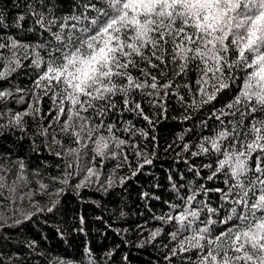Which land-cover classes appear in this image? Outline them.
Segmentation results:
<instances>
[{
  "label": "snow or ice",
  "instance_id": "1",
  "mask_svg": "<svg viewBox=\"0 0 264 264\" xmlns=\"http://www.w3.org/2000/svg\"><path fill=\"white\" fill-rule=\"evenodd\" d=\"M28 7L35 25L50 39L35 45L12 37L0 40V62L4 63L0 80L23 67L22 58L30 59L37 70L43 69L35 85L43 89L44 96L51 93L53 108L47 115L51 116L52 111L56 115L47 127L39 126L36 134L44 138L51 155L64 161V171L48 179L67 186L83 171L84 176L75 185L80 189L99 183L106 160L122 158L127 163L125 147L142 155L137 144L116 134L121 129L109 120L111 115L123 116L127 111L152 124L133 93L152 98L148 102L155 106V100L167 99L174 78L195 71V89L187 81L183 86L191 97L186 107L198 110L235 86V96L213 113L220 121V130L215 136L205 137L198 151L192 153L196 156L211 152L222 157L208 178L213 179L227 168L226 190L201 185L186 198L178 196L183 201L182 211L158 219L175 221L176 231L170 233L176 241L172 256L197 250L194 260L190 255L185 257L191 264H264V0H81L77 5L79 13L60 17L54 13L55 5L49 7L45 0H35ZM41 7L48 9L49 15L37 10ZM24 20V15L18 16L17 27ZM5 49L10 55H4ZM153 69L158 70L159 77ZM163 77L167 79L161 83ZM173 94L178 92L174 89ZM12 95L10 90H0V100ZM117 97L122 100L117 101ZM178 98L184 102V96ZM41 99L34 95L35 103L28 110L9 115L7 124L0 128L15 127L26 132L24 117L45 118L38 106ZM224 117L232 119L225 122ZM54 124L57 127L53 128ZM122 130L133 136L137 132L145 138L148 135L135 129L130 121ZM61 136L69 137L71 143L65 145L58 138ZM56 146L60 150H55ZM188 150L185 145L184 151ZM89 152L92 157L81 168L80 161ZM254 154L253 167L250 162ZM144 162L150 164L151 160L145 156ZM14 163L17 172L11 181V168L0 164V228L7 224L9 212L31 218L34 213L22 207L26 199L36 211H43L34 201L35 195L59 197L65 191L60 187L49 192L50 185L38 171L32 173L38 189H31L25 162ZM106 182L108 186L114 183L112 177ZM208 192L220 193L217 207L207 203ZM200 193L205 199H196ZM57 202L52 199L47 211H53ZM194 203L197 207H193ZM178 207L172 206L173 210ZM202 213H207L204 219ZM217 227L222 230L216 232ZM161 231L153 232L152 239Z\"/></svg>",
  "mask_w": 264,
  "mask_h": 264
},
{
  "label": "trees",
  "instance_id": "2",
  "mask_svg": "<svg viewBox=\"0 0 264 264\" xmlns=\"http://www.w3.org/2000/svg\"><path fill=\"white\" fill-rule=\"evenodd\" d=\"M45 2L49 7L55 5L54 13L57 17L81 11L77 7L81 0ZM34 3L35 0H0V14L3 17V23L0 24V40L12 37L21 43L35 45L50 39L48 33L35 25V17L31 16L28 7ZM37 10L49 15L46 8ZM20 15H24L25 20L17 27V17ZM53 30L55 31V28ZM3 53L10 55L7 49L3 50ZM41 54L45 55L43 50ZM22 56L21 52V58ZM21 62L23 67L7 79L0 80V90H10L13 93L11 98L0 100V114L3 115L0 125L7 124L9 115L28 110L35 103L34 95L42 96L38 106L45 118L41 120L39 117H24L26 132L15 127L0 128V164L11 168L8 174V180L11 181L15 179L17 172L14 162L23 160L27 166L29 180L32 181L29 186L31 189H38L36 178L32 175L34 171H38L44 182L50 185L49 192L60 187H64L65 191L59 197L35 195L34 201L39 203L43 211H36L26 199L22 207L25 211L34 213L30 219H25L18 212L15 215L6 213L10 218L7 224L0 228V264H92L93 261L95 264H191L185 257L190 255L194 260L197 250L172 256L171 250L176 241L171 239L170 233L176 231L175 221L165 223L163 219L158 218L166 217L169 213L175 216L182 211L183 201L178 199V196L186 198L201 185L208 189L226 190L224 172L227 168L213 179L208 178L217 166L216 161L222 157L211 152L196 156L192 153L198 151V145L205 137L215 136L220 130V121L213 113L227 104L238 89L233 86L220 93L213 103L193 110L186 107L185 102H190L191 97L183 85L187 81L192 83L195 89L197 74L195 71H189L186 77L174 78L173 87L168 89L167 99L155 100V106L148 102L152 98L133 93L135 99L141 103L144 114L152 120V124L127 111L123 116L113 114L109 120L121 129L116 134L137 144L142 155L137 156L131 148L125 147L127 163L122 158L106 160L99 183L77 189L75 185L84 176L83 171L74 176L67 186L48 179L50 176H59L64 171V161L51 155L45 146L44 138L36 133L39 126L47 127L56 113L52 111L51 116L47 115L53 108L51 93L44 96L43 89H38L35 85L43 69L32 67L30 59L22 58ZM3 68L4 63L0 62V70ZM151 71L159 77L158 70ZM136 74L138 73L134 72V75ZM242 76L243 74L241 78ZM165 79L167 78H160V82L163 83ZM239 83L240 81H237V84ZM174 89L178 95L173 94ZM179 95L184 96V102L179 100ZM160 96H163V92ZM116 99L122 100L121 97ZM230 119L232 118L224 117L225 122ZM63 120L64 117L61 118V123ZM128 121L135 129L147 132V138L139 132L134 136L125 133L122 129ZM55 127L57 126L54 124L53 128ZM58 138L62 139L65 145L71 143L67 136ZM48 142H51V136ZM185 145L189 146L188 151H184ZM55 150H60L59 146H56ZM145 156L151 160L150 164L144 162ZM91 157L92 153L89 152L87 158L81 159V168ZM250 163L255 166V154ZM209 164L211 168L206 167ZM96 166L100 167L99 157L96 159ZM109 177L114 181L112 186H108L106 182ZM121 178L124 181L122 184ZM219 197L220 193L208 192L207 203L217 207L220 204ZM52 199L58 202L53 211L49 212L47 208L52 206ZM196 199H205L204 194L200 193ZM173 205L180 207L173 210ZM193 207L197 205L194 203ZM206 215L207 213H202L201 219ZM17 220L20 222L15 223ZM157 229L162 230L161 234L152 239L151 234ZM221 230L222 228H216V232Z\"/></svg>",
  "mask_w": 264,
  "mask_h": 264
}]
</instances>
